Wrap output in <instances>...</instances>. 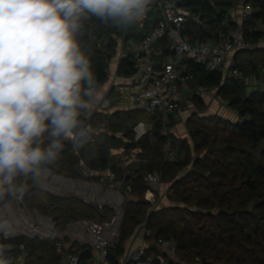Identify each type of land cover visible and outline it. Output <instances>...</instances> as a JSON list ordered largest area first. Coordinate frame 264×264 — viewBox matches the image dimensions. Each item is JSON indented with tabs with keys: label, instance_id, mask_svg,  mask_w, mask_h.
I'll return each mask as SVG.
<instances>
[{
	"label": "trees",
	"instance_id": "obj_1",
	"mask_svg": "<svg viewBox=\"0 0 264 264\" xmlns=\"http://www.w3.org/2000/svg\"><path fill=\"white\" fill-rule=\"evenodd\" d=\"M245 1L254 8L243 24L245 38L250 43V47L235 55V66L240 73H260L264 68V49L255 47V44L261 38V33L256 30V27L259 21L264 19V0ZM186 3L193 5L194 8H201L205 14L203 23H191L185 30L191 41L219 40L221 34L227 35L238 25L231 13L236 4L235 0H186ZM147 25L148 22L143 27L137 24L128 28V37L138 39L140 36H137L136 32L146 33ZM123 28L113 22L106 23L95 17L84 22L79 39L82 48L91 60L97 86L108 81L109 62L117 53L118 43L112 38L111 33L122 31ZM134 70L131 57L121 59L118 70L120 75L128 76ZM189 71L194 77L193 88H196V84L214 86L218 89L219 95H232L230 103L238 107L241 116L249 118L237 124L228 136H219V129L211 128L207 124L203 126L200 122H192L193 128L189 131L192 139H195L194 148L195 150L206 148L207 152L202 159L198 158L194 161L195 169H190L188 173L183 172L181 175L179 163L164 159L162 144L165 137L160 136L159 126L155 131L157 139L154 143L150 141L147 134L137 142L132 139L126 142L125 152L140 150L142 155L153 156V159L148 163L133 166L137 171H134L136 174L131 172L128 175L126 184L130 189V196L124 206L125 219L122 226L121 245L111 253L114 264H117L115 256L122 252L124 238L131 237L137 227L144 222H147L152 238L176 240L177 252H183V257L187 261L199 258L206 264H264V194L259 196L260 200L254 210L246 209L247 202L252 200L246 198L247 194L257 191L259 183L264 180V152L256 157L253 153H246L241 148L245 140H250L252 143L260 139L264 140V109L262 108L264 92L260 98L254 95L257 92H253L242 100L239 96V90L243 87L240 78H224L222 73L208 72L191 60ZM81 119L85 124L86 115ZM240 133H243V137L239 142ZM171 138L175 144L177 138L175 139L174 136ZM219 138L220 142H218ZM196 139L200 141L196 142ZM107 144L91 143L77 150H74L72 145L67 147L64 145V150L58 159L48 166L56 172L74 177H82L78 173L79 166L83 167L85 172L89 170L98 174L108 166L115 165L113 162L115 157L110 154L111 146ZM178 151H181V148H178ZM187 157L181 164L182 166L190 162ZM112 158H114L113 161ZM148 172H161L165 178L168 177L167 179L172 181L170 184L175 190L173 195L179 201L195 203L203 208H212L219 203L221 207L243 209L223 208L216 214L208 212L207 220L203 223V212H191L186 208L171 207L162 212L154 211L145 215L142 207L146 206L144 201V193L147 189L145 175ZM22 182L27 188L36 184L37 180L28 177ZM228 188L235 194L234 198L238 201L236 206L230 198L231 192L226 190ZM41 193L36 189L31 190L26 198L27 204L43 212L46 211L48 205L55 206L52 213L61 226L79 218H100L96 210L79 200H61L44 193L41 198ZM181 210H185L189 216H179L176 212ZM14 242L24 245L28 251L29 264H61L62 256L49 242L0 239V244L4 245ZM153 250L159 252L156 248ZM167 264L180 263L169 260Z\"/></svg>",
	"mask_w": 264,
	"mask_h": 264
},
{
	"label": "built area",
	"instance_id": "obj_2",
	"mask_svg": "<svg viewBox=\"0 0 264 264\" xmlns=\"http://www.w3.org/2000/svg\"><path fill=\"white\" fill-rule=\"evenodd\" d=\"M235 1V6L241 7L240 22L227 35L221 34L219 40H190L185 30L191 23H203L205 14L201 8L188 5L186 0H154L151 6L155 13L149 11L139 23L143 27L148 22V29L144 34L136 32L140 36L138 39L128 37V28L122 29L123 35L122 31H117L121 33V39L117 41L118 64L121 59L131 57L135 67L132 74L119 77L132 86L131 104L149 114L145 131L153 143L159 126L160 136L165 137L162 144L165 158H175L178 153L167 127L178 117L191 116L190 109L182 107L185 96L193 89L194 77L189 71V61L208 72L222 73L224 78L240 75L234 57L250 47L243 24L254 8L245 0ZM256 30L264 38V19L259 21ZM197 90L203 93L207 88L202 85L197 86ZM137 153L132 150L121 154L114 166H108L98 174L86 170V177L61 174L47 166L44 177L27 187L22 199L7 197L0 201V218L11 219L16 225L15 235L0 239L49 242L62 256L61 264H114L111 253L121 245L124 206L130 196L124 186L131 173L128 166L142 165L153 159V156ZM162 176L161 172L145 175L144 201L151 208H158L165 202L164 195L169 203L168 193L173 195L175 192L163 184ZM33 189L56 199L79 200L96 210L100 218H79L61 226L52 213L54 208H46L43 212L27 204L26 198ZM174 243L173 238H152V232L144 222L124 242L122 252L115 258L117 264H167L168 256L175 253ZM6 247L4 259L8 264H29L28 251L23 244L14 242ZM177 262L206 264L200 259Z\"/></svg>",
	"mask_w": 264,
	"mask_h": 264
},
{
	"label": "clouds",
	"instance_id": "obj_3",
	"mask_svg": "<svg viewBox=\"0 0 264 264\" xmlns=\"http://www.w3.org/2000/svg\"><path fill=\"white\" fill-rule=\"evenodd\" d=\"M154 0H0V201L22 199L64 150L90 139L82 116L99 100L91 60L79 37L95 17L131 28ZM18 181H21L18 183ZM0 218V237L15 235ZM7 247L0 244V264Z\"/></svg>",
	"mask_w": 264,
	"mask_h": 264
},
{
	"label": "rangeland",
	"instance_id": "obj_4",
	"mask_svg": "<svg viewBox=\"0 0 264 264\" xmlns=\"http://www.w3.org/2000/svg\"><path fill=\"white\" fill-rule=\"evenodd\" d=\"M150 12L152 14L155 13L154 8L151 6L150 7ZM121 33L113 32L111 35H113L116 40H120L121 36L119 35ZM139 34V33H138ZM123 35V31H122ZM118 61V53H115L113 57L111 58V61ZM110 61V62H111ZM109 62V65H110ZM114 63V62H113ZM116 64V63H115ZM114 69V65L112 66ZM119 70V64L117 63V76H121L118 73ZM262 72H264V68L261 69ZM110 74L113 75V71H110ZM262 73H240V75L236 76L235 78H240L243 83V87L239 90V96L242 98V100L245 98L246 95H250L253 92H257L254 95L257 98H260L263 95L264 92V85L261 84L263 81L264 76H262ZM115 76V77H117ZM198 84H196V87ZM100 88V96L99 100L95 103L94 107L92 108L91 111H89L86 114V121H85V126L87 130L90 133V139L87 143L84 145L88 144H94V143H108L107 145L111 146L110 149V154H112L115 157V160L121 156V154L127 153L124 151V148H126L125 144L128 142L129 139H132L133 141L137 142L140 140L141 137H143L146 133V129L148 127V122H149V114L143 110L137 109L134 104L131 105H125L122 104L123 99L127 100V96L129 97L130 100V94L125 93L123 94L125 97L122 96V94L118 93V95L114 94V88L116 87L111 86L113 88L110 90L109 84L103 83L98 85ZM205 87V86H204ZM207 91L214 92L213 94L215 95L214 99H212L210 102L208 101H202V100H196L194 101V104H192L193 108L192 110L195 111L192 114L191 111V116L188 118H179L178 120H173L171 124L167 127V130L171 134V136L175 137L181 132L184 133L178 137V139L175 140V144L177 148H181V151H177V156L175 158H164L169 162H176L180 164V175L184 172L185 174L189 172L190 169H195L194 167V161L196 159H202L205 153L207 152V149H202V150H195L194 145H195V139L191 137L190 135V128H193L192 122H200L203 126L204 124H207V126H211V128L219 129V136H228V134L235 129V126L239 123H243V121L246 118L249 117H243L239 114V109L236 106H233L230 103V99L233 97L232 95H219L218 89L216 87L212 86H207ZM206 91V92H207ZM205 92V93H206ZM109 99V102H108ZM118 99V101H116ZM125 100V101H126ZM128 100V101H129ZM186 102H184L185 105H183V109L186 106ZM123 105L124 107H120L119 105ZM262 104V103H261ZM181 107V109H182ZM129 108V109H127ZM262 108L264 109V104H262ZM202 122V123H201ZM147 124V125H146ZM178 126V127H177ZM191 126V127H190ZM180 127V128H179ZM179 132V133H178ZM175 135H174V134ZM243 133H240L238 135L239 137V142L241 141V138ZM115 136V138H113ZM213 141V138L211 139ZM200 141V139H196V142ZM64 145L67 147L68 145H72L71 141H64ZM218 142H220V138L218 139ZM83 145V146H84ZM81 146V147H83ZM80 147V148H81ZM218 147V145L216 146ZM243 150L247 152L253 153L256 157H258V154L264 152V140L260 139L256 143H252L250 140H245L243 142V146L241 147ZM74 150H77L79 148H74ZM127 149V148H126ZM132 150H129L128 152H131ZM135 151V150H134ZM140 152V150H136L137 152ZM135 154V153H133ZM138 154V153H137ZM188 156V157H187ZM188 158L190 162L186 166H182L185 158ZM114 158H112L113 161ZM156 161V160H155ZM115 164V161H113ZM158 164V163H157ZM156 164V165H157ZM117 168L119 167L116 163ZM128 170L132 173H135L136 171L135 167L128 166ZM137 172V171H136ZM78 173L82 177H86V173L83 167L79 166ZM136 174V173H135ZM179 174V173H178ZM93 176V175H92ZM162 182L166 187L171 188L172 187V181H169L167 178L162 176ZM128 192H130V189L127 188V184H124ZM229 190L230 193V198L233 199V202L236 206L238 203L237 199H235L234 195L232 193V190L229 188L226 189ZM175 191V190H174ZM264 194V180L259 183L258 189L255 192H249L247 194L248 199H252L250 202H247L246 209L249 210H254L255 206L259 202V196ZM40 197H43V194H40ZM165 199V202H163L158 208H151L150 205H147L142 208H144L145 215L150 214L151 212L154 211H159L162 212L164 210H168L171 207H176V208H186V210H190L191 212H203L204 218L202 220V223L207 220V214L208 212H211L212 214H216L219 212L221 209H229V210H241L243 208H227V207H221L219 203H217L214 207L212 208H203L198 206L197 204H192V203H185L183 201H179L175 199L174 195H169V203L167 201V196H162ZM212 202V200H211ZM214 202V201H213ZM249 203V204H248ZM55 206L53 205H48L47 208H54ZM227 210L228 212H231ZM179 216H189L185 210H181L176 212ZM140 226V225H139ZM138 226V227H139ZM137 227V228H138ZM125 241H127V237L124 238ZM175 243L173 245L174 249V255L168 256V259L174 260V261H182V262H196L199 260L193 259L190 261H187L185 257H183V252H177L176 249V240H174ZM178 253V254H177ZM201 260V259H200ZM203 261V260H202Z\"/></svg>",
	"mask_w": 264,
	"mask_h": 264
},
{
	"label": "crops",
	"instance_id": "obj_5",
	"mask_svg": "<svg viewBox=\"0 0 264 264\" xmlns=\"http://www.w3.org/2000/svg\"><path fill=\"white\" fill-rule=\"evenodd\" d=\"M240 12H241V7L239 5L234 6L232 11H231L233 19L236 20L237 22H240ZM255 47L264 49V38H263V36L256 42ZM234 60H235V57H234ZM117 63H118V61H113V59L110 62L109 79L106 82V84H109L110 90L113 89V88H111V86L116 87V89L114 88V91H113L114 94H116V95H118V93H120V94H122L123 97L126 98V96H124L123 94L129 93L130 94V100H129V97L127 96V100L123 99L122 104L125 105V102H126V105H128V104L131 105V103H132V100H131V98H132V95H131L132 94V86H130L128 83L122 81L120 77H118V76L115 77L117 74V71H116L117 70ZM113 65H114V69L112 68ZM110 71H113V75L110 74ZM260 73H262L263 74L262 76H264V72H262V70L260 71ZM261 84L264 85V78H263V81ZM198 86H202V85H198ZM205 88H206V86H205ZM205 92L199 93L197 90V87H196V88H193L192 91L187 93V95L185 96V98H186L185 100L187 101L185 107L189 108L192 111V114H193V112H195L192 110V108L194 106V105L192 106V104H194V101H196V100H202L203 101L204 100V101L210 102L212 99H214V97H215V95L213 94L214 92H210V91H207L206 93ZM118 96H120V95H118ZM116 101H118V99ZM108 102H109V99H108ZM123 105L120 104L119 106L124 107ZM127 109H129V108H127ZM178 119H179V117L176 118L175 120H178ZM179 134L182 136L185 135L184 133H181V132ZM179 134L176 136L177 139L180 136Z\"/></svg>",
	"mask_w": 264,
	"mask_h": 264
},
{
	"label": "water",
	"instance_id": "obj_6",
	"mask_svg": "<svg viewBox=\"0 0 264 264\" xmlns=\"http://www.w3.org/2000/svg\"><path fill=\"white\" fill-rule=\"evenodd\" d=\"M145 204H147V202L145 201Z\"/></svg>",
	"mask_w": 264,
	"mask_h": 264
}]
</instances>
